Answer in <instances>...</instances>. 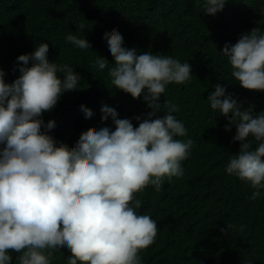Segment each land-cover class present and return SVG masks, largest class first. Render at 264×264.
<instances>
[{
    "label": "clouds",
    "instance_id": "obj_1",
    "mask_svg": "<svg viewBox=\"0 0 264 264\" xmlns=\"http://www.w3.org/2000/svg\"><path fill=\"white\" fill-rule=\"evenodd\" d=\"M226 3L202 0L201 5L215 15ZM65 39L92 51L85 38L70 32ZM104 43L113 66L97 56L92 71H107L112 85L133 98L142 96L152 111L134 117L139 125L134 127L132 119L119 118L115 108L104 104L101 120L111 117L115 130L89 132L73 151L50 134L56 121L44 120L62 94L79 91L72 67L50 62L49 43L42 42L34 52L18 56L22 64L14 82L7 83L0 69V264H12L11 252L20 254L19 264H49L51 254L62 250L71 252L68 264H142L140 250L157 237V221L137 211L142 202L134 194L149 185L160 191L165 177L185 174L183 161L193 141L178 138L187 137L184 123L174 115L179 107L166 100L162 111L159 101L168 85L192 79V66L167 54H138L135 47L124 46L119 31L106 35ZM222 54L244 89L264 92V30L242 34ZM207 101L229 120L226 131L235 126L233 140L240 142L225 172L250 184L249 199L264 196V111L245 109L219 83ZM81 114L86 123L94 120L83 109ZM46 251L47 258L42 255Z\"/></svg>",
    "mask_w": 264,
    "mask_h": 264
},
{
    "label": "trees",
    "instance_id": "obj_2",
    "mask_svg": "<svg viewBox=\"0 0 264 264\" xmlns=\"http://www.w3.org/2000/svg\"><path fill=\"white\" fill-rule=\"evenodd\" d=\"M201 4L202 0H0V69L7 83L14 82L22 64L18 56L34 52L42 42L49 43L50 62L72 67L80 79L79 91L62 94L44 120L56 121L50 134L73 151L83 135L101 127L115 130L111 117L101 120L104 104L115 108L119 118L132 119L134 127L139 126L134 117L152 111L142 96L133 98L112 85L107 71H92L97 56L113 66L106 35L119 31L124 46L135 47L138 54H167L189 62L192 79L168 85L159 101L162 111L166 100L179 107L174 115L184 123L187 137L178 138L193 141L191 155L183 161L185 174L165 177L160 191L149 185L134 194L142 202L137 211L151 216L158 226L154 242L139 252L142 264H264V196L249 199L254 191L250 184L225 172L240 142L233 140L235 126L226 131L229 120L207 101L219 83L245 109L264 111V92L244 89L231 76L222 54L224 46L235 44L242 34L257 27L264 30V0H227L215 15L207 14ZM70 32L85 38L92 51L67 43ZM81 109L94 116L91 123L85 122ZM10 254L12 264H19L20 254ZM42 255L47 258L49 253ZM51 255L49 264H68L71 252Z\"/></svg>",
    "mask_w": 264,
    "mask_h": 264
}]
</instances>
